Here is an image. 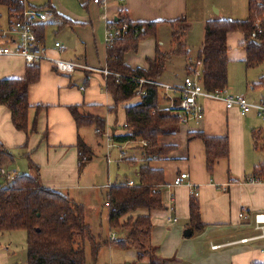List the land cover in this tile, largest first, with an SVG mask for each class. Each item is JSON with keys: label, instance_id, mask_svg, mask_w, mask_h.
I'll list each match as a JSON object with an SVG mask.
<instances>
[{"label": "crops", "instance_id": "0c3cea01", "mask_svg": "<svg viewBox=\"0 0 264 264\" xmlns=\"http://www.w3.org/2000/svg\"><path fill=\"white\" fill-rule=\"evenodd\" d=\"M199 2L200 0H195L192 3V17L201 15L204 35L205 24L208 20L233 18L227 17L228 11H223L221 7L214 8L213 12L209 3L205 2L202 5ZM92 3V0H86L83 4L87 10V15L84 18L90 23L89 26L92 30V32L88 28L82 30V40L85 42V47L80 52L83 55H80L76 49L71 50L70 48H73V46L70 45L69 47V42H67L68 48L65 49H63V45H61V49L56 47V43L59 42H56L54 47L47 45L46 27L45 41L43 43L39 41L40 49L45 52L47 59L39 64L40 80L31 86L29 90V103L31 106L29 128L32 129L33 122L36 119L37 134L28 135L26 132L16 130L12 123L11 112L9 109L0 106V142L13 155L12 157H6L0 163L1 179L4 182H6V179L12 181L17 175L27 173L24 169H21L22 173L15 171L13 168L15 157H23L26 160L28 170L27 159L31 160L39 169L40 180L44 187L66 194L85 207V217L89 225H91L93 216L99 214L102 216L104 208L108 209L107 219L109 225L108 201L103 207H94L87 203L89 201L87 198L91 196L88 193L91 188L90 180H92V177L97 178L99 171H101L102 177L97 178L100 180L106 176L107 169L94 162L95 149H93L91 142L87 143L86 137L83 135L82 130L85 127L77 128L70 108L80 106L83 113L107 120L106 128L100 133H97V129L94 127V132L98 138L104 139L107 136V165L112 163L110 151L113 148H119L121 155H119L118 163L131 164L128 161L134 160L136 163L131 165L136 167L138 160L133 157L136 155V150L140 149L144 159L142 165L149 163L151 167L163 170L165 173L166 184L161 186L160 190H166V188L168 190V192L166 191L167 196L163 200L166 209L153 212L138 211L124 217L121 220L120 228L112 230L109 226L110 239L112 235H116L118 240L126 237L129 229L124 226L129 218L135 219L139 216L150 215L154 226L151 237L144 240V242L146 246H151L155 250V254L161 260L172 264L264 263V238L254 239L261 235L254 218L256 214L264 212V182L251 177L255 169L264 164V128L255 123V118H260L256 109H253L247 115H242L237 107L228 109L222 101L202 98L199 101L205 109L204 118L199 122L189 120L187 123L182 124L179 131L173 136L160 137L158 140L160 145L174 146V150L167 156H160L156 160L152 158L149 162L144 157L142 149L137 147H141L138 142L117 143L113 140V136L125 133H120L119 129L111 127L113 115L115 114L109 110L114 108L115 103L112 95L104 90L107 78L104 71L108 70L107 51L108 47L111 46L106 41L109 24H114L122 12L127 13L130 20L135 23H159L155 36L141 41L138 51L128 52L124 58L125 64L132 69L142 68L148 70V60L153 61L155 59L157 47L160 48L163 54L171 55L167 64L174 57L172 55L174 46L172 51H164L165 42H168V39H164L162 34L166 33L164 31L166 27L171 32V43L173 45V29L169 22L183 17L188 19L185 43L187 47L189 46L188 41L190 38L188 37H190L189 33L193 27L192 17L190 18L191 1L108 0L107 3L98 5L99 7ZM32 5L45 9L47 7H42L36 0L33 1ZM50 6L60 16L58 18L55 15L53 20L54 24H58L59 30L71 27L76 34L80 31L75 28L79 24L78 22L59 13L52 4ZM48 7L47 9H49ZM65 21H67V24ZM47 24L45 25L47 26ZM11 30H13V27L9 24V18L7 25L0 24V46L6 47V45L12 44L11 48L15 50L16 35ZM178 30H180L179 27ZM100 32L101 35H99ZM232 36V34L229 36L228 44ZM11 37L12 40L9 39ZM242 41L243 37L240 35L238 42ZM230 57L233 58L231 60L238 57L244 64L245 52L242 49L236 57L232 55ZM197 58L198 56L191 62L195 63ZM54 59L73 63L77 66V69L70 75L59 73L52 66L51 61ZM188 65V62H183L181 67L182 69L185 68V77L181 83H174L172 86L182 87L188 76ZM27 66L28 64L21 56H0V80L23 78ZM246 70L251 69L246 68ZM163 77L164 74L158 83L168 85L161 83ZM231 81L229 74V82ZM247 86L246 89L240 90L236 94L229 92V88L226 90L232 95L246 97L253 106L264 103V91L260 89L261 95L259 98L261 101L253 102L248 98V94L250 95L249 83ZM252 90L255 91L253 87ZM164 93L166 94L163 91L162 95ZM166 96L170 104L168 107L159 104L161 110H171L180 102L179 96L170 97L168 94ZM139 98L136 103L133 102V99L119 106L115 116L118 118L119 112L125 113L122 109L123 106L126 111L127 106L138 104L141 101L140 96ZM106 129L113 130V135H109ZM125 129L127 130L126 124ZM197 133H203L211 138H227L228 140L229 156L227 159L223 158L217 161L212 173L209 172L207 167L205 144L200 139H190L191 134ZM79 137L92 151V159L82 168L79 161ZM108 138H111V141ZM24 160L19 163V166H23ZM142 165H138L137 182L126 179L115 184L109 182L102 187H97V189L101 191L108 189V200V194L111 190L110 185L113 187L121 183L137 184L139 182V169ZM35 166L32 165V168L28 171L29 174H36ZM182 173L189 174V179L181 186H173L176 177ZM86 179H88L87 182H85ZM82 192H84L83 198ZM192 196H195L199 201L201 220L205 228L194 235H187V232L190 231L188 225ZM166 220H168L169 225H167ZM174 220H177V222ZM121 234L125 235L122 236ZM245 239L247 241H243ZM214 246H219V248L213 249ZM9 252L7 246L3 247L0 244V264H27V260L26 262H13Z\"/></svg>", "mask_w": 264, "mask_h": 264}, {"label": "trees", "instance_id": "16d2710c", "mask_svg": "<svg viewBox=\"0 0 264 264\" xmlns=\"http://www.w3.org/2000/svg\"><path fill=\"white\" fill-rule=\"evenodd\" d=\"M25 0H0V6L8 10L10 26L19 20L24 11ZM48 7V6H47ZM46 7V9H47ZM58 18L60 16L49 5ZM46 10L45 8H39ZM67 24V21H65ZM158 22H132L127 13H120L114 26L127 25L124 37L115 40L108 47L107 69L111 74L106 78L105 89L114 99L117 115L119 106L137 97L141 101L126 107L127 132L113 136L117 143L138 142L141 144L144 157L149 162L154 157L167 156L174 146H162L158 140L162 136H173L181 122L182 109L176 104L171 110L159 109V86L145 83L142 89L145 96L139 94V80L145 79L158 83L163 76L167 61L171 55L163 54L159 47L155 59L148 60L149 69H132L125 64L128 52H137L141 41L154 37ZM188 19L169 22L173 29V43L176 45L172 55L187 58V77L196 76L205 92L226 90L229 85V36L239 33L243 37V60L247 69L263 67V75L253 89L264 91V0H248V17L245 20H208L205 24V35L202 49L197 61H189V50L182 35H185ZM45 24L36 29L38 41H45ZM178 27L180 30H178ZM39 65H28L23 78L0 80V106L12 114V123L16 130L29 134V90L40 80ZM180 101V99H179ZM77 128L95 127L104 130L107 120L81 111L80 106L70 108ZM36 130V121L31 133ZM190 139H200L205 144L207 167L213 172L217 161L229 156L227 138H211L203 133L191 134ZM146 142L147 145H142ZM79 161L82 168L92 159V151L81 137L78 139ZM6 157H12L8 149L0 142V163ZM86 157L87 160L83 158ZM131 164L136 161L129 160ZM36 174H19L12 181L0 186V233L25 231L27 234V264H89L86 254V243H91L94 263L101 247L93 235L91 226L85 217V207L78 204L68 195L43 186L37 166ZM253 179L264 182V164L253 172ZM165 173L155 169L149 163L139 169V182L133 186L121 183L111 187L108 194L109 226L112 230L121 227V220L138 211H162L165 208L161 186L165 185ZM188 228L191 234L204 230L201 220L200 204L195 196L190 200ZM129 229L123 240H116L115 245L122 250L133 249L138 262L148 259V264H172L152 255L155 250L146 246L144 240L151 237L153 222L150 215L129 218L125 226ZM80 243V244H79ZM114 244V243H113ZM155 253V252H154ZM253 264H264L255 262Z\"/></svg>", "mask_w": 264, "mask_h": 264}, {"label": "rangeland", "instance_id": "374dc122", "mask_svg": "<svg viewBox=\"0 0 264 264\" xmlns=\"http://www.w3.org/2000/svg\"><path fill=\"white\" fill-rule=\"evenodd\" d=\"M191 1L190 4V13L192 17V11H193V5L192 3L195 0H189ZM36 2L41 5L42 7L49 6L52 4L56 10L74 21L78 22L79 24L76 25L75 28H78L80 31L76 34L72 31L71 27H66L65 29L59 30L58 24H54L55 22L48 23L46 26V42L47 45L55 46L56 42L61 43L63 45V49L68 48L67 42H69L70 45L73 46L72 49H76L79 51L80 55H83L81 50L85 47V42L82 40V30L89 29L90 32H92L91 27L89 26L90 23L86 21L84 18L87 15V10L84 8L83 4L86 2V0H36ZM209 3V5L212 7V10L214 12V8L221 7L223 11H228L227 17H233L230 18L232 20L237 19H247V9H248V0H200V4L202 3ZM93 4V3H92ZM99 7L98 5H95ZM195 13V12H194ZM201 15L192 17V23L193 27L191 28V31L189 33L188 38H190L188 50H189V61L194 60L198 56V52L200 51V48L203 44L204 40V26L203 21H201ZM86 22L87 24L85 25ZM0 24L1 25H7L8 24V11L5 7L0 6ZM166 33L164 32L162 36L164 39H168V42H165L164 51L170 52L173 49L174 51L176 48V45L171 43V32L166 27ZM102 33L100 32L99 35ZM233 36L230 40V52L229 55L236 57L238 53L242 51V42H238V37L240 36L239 33H233ZM17 38V36H16ZM182 38L187 39L186 35H182ZM83 43V44H81ZM172 61H170L167 64V70L164 73V77L162 78L161 83H166L168 85H174V83H181L185 77V68L182 69L181 65L186 62H188L187 58L184 56L179 55H173ZM230 59L229 64V74L231 76L232 81L229 82L228 88L229 92H232L236 94V92H239L240 90L246 89L247 84L249 83V91L250 95L248 94V98L252 100L253 102H258L260 100L261 90L259 88L255 89V91L252 90V87L254 86V83L258 82V79L260 75H263V67H256L251 70H246V67L241 62V60L236 57L235 60ZM191 64H193L191 62ZM180 65V67H179ZM54 71V70H53ZM55 72V71H54ZM197 74V73H196ZM177 76V77H176ZM195 77V75L193 76ZM248 88V86H247ZM104 90L106 91L105 87ZM159 104L163 105L165 107H168L170 104L169 99L167 98L166 94L163 93L166 92L164 89H159ZM139 98V97H138ZM135 98L134 103L138 102L139 99ZM40 108V106H39ZM122 109L125 112L124 106ZM39 113V112H37ZM119 116L113 115V123L111 124V127L114 129H119L120 133H126L125 124H126V113H118ZM123 117V120L121 121ZM36 119L34 120V122ZM118 121V122H117ZM33 122V124H34ZM255 123L257 125L262 126L264 128V124L262 120L258 117L255 118ZM117 126V127H116ZM33 128V126H32ZM38 126L36 122V130L31 133L32 129L29 128V134H37ZM94 127H85L84 130H82L83 135L86 137V141L91 142L93 145V149H95V161L96 164L102 166L103 168L107 169L106 176L98 180L101 176V171H99L98 179L96 177H92V180H90L89 183H91V188L89 189L88 193L91 195L89 198H87L89 201L88 204H91L94 207H103L104 204L108 201L107 200V192L108 189L98 190L97 187H102L105 184H108L109 182L111 184L118 183L120 181L124 180H134L138 181L137 172H138V165H142L144 159L142 158L141 151L138 148H141L137 146L138 150H136V155L133 158H136L138 160V164H136V167L134 165L128 164L126 162L124 163H118L120 149L119 148H113L110 151L112 163L110 165H107V136L104 139H100L96 136V133L94 132ZM106 132L109 133V135H113V130L109 131L106 129ZM99 139V140H98ZM13 156V155H12ZM15 157V155H14ZM15 166L13 168L17 173H22L21 169H24L27 171V173H23V175H29L30 169L32 168V165L35 166V164L30 160L27 159L29 170L26 164V160L23 159V157H15ZM24 160L23 166H19V163ZM18 163V164H17ZM32 163V165H31ZM88 179L85 180L87 182ZM5 182L0 177V186L4 185ZM166 190H161L163 200H165L167 193ZM84 197V192H82V198ZM164 203V201H163ZM165 204V203H164ZM166 208V206H165ZM165 210V209H164ZM108 209L104 208L102 216L95 215L92 217L91 220V230L93 235L96 237L97 241L101 243L103 246L100 249L99 256L97 258L96 263L97 264H148L149 261L146 259L144 262L140 263L137 260L136 252L133 249L128 250H122L119 247L115 245L117 242L116 240H112L109 238L110 234V228L108 225V219H107ZM175 218V217H174ZM167 225L168 220H166ZM154 226V225H153ZM6 234V235H3ZM0 233V244L5 247L7 246L9 248V255L12 256L13 262H19L23 261L26 262L27 260V234L25 231H14L11 233ZM124 236L125 234H121ZM118 236V235H117ZM119 237V236H118ZM125 238V237H124ZM123 237L120 240L124 239ZM118 240V239H117ZM114 243V244H113ZM80 244V243H79ZM214 249V248H213ZM218 249V248H217ZM155 252V251H154ZM152 252V255L156 258L157 255ZM86 254H87V261L89 264L94 263V257L92 252V245L91 243H86Z\"/></svg>", "mask_w": 264, "mask_h": 264}, {"label": "built area", "instance_id": "2783aa9c", "mask_svg": "<svg viewBox=\"0 0 264 264\" xmlns=\"http://www.w3.org/2000/svg\"><path fill=\"white\" fill-rule=\"evenodd\" d=\"M35 0H25L24 2V11L19 20L15 21L13 24V32L17 38H15L16 49L12 50L11 45H6V47L0 46V56H11L17 55L21 56L28 65H39L43 60L47 59L46 54L43 50L40 49L39 41L36 35V29L41 24H47L52 22L55 19V14L49 10H40L38 7L32 5ZM108 0H92L96 5H103L107 3ZM128 30L127 25H122L119 27L109 24L106 34V41L109 45L119 39L124 37L125 33ZM12 40L13 38H9ZM56 47L61 49L62 46L60 43H56ZM52 66L59 73L70 75L73 74L77 66L70 62H65L62 60L54 59L51 61ZM104 74L108 76L111 74L108 70L104 71ZM197 75L195 77H187L184 80L182 87L170 86L160 83H154L147 81L145 79L139 80V94L142 96L146 95V92L142 89V85L145 83L154 84L166 91V94L171 96H179L180 102L179 107L182 109L181 113V122L183 124L187 123L189 120L201 121L204 118V107L200 103V99L207 98L217 101H222L228 109L239 108L242 115L249 114L253 109H256L260 119L264 122V103L258 106L251 105L246 97L239 95H232L227 90H218L216 92H205L201 84L197 80ZM100 133V130L96 131ZM111 141V138H108ZM142 145H147L146 142H142ZM87 160L86 157L83 158ZM156 160L157 157H154ZM189 179V174L182 173L177 176L173 186H181L186 180ZM133 186V183H129ZM112 187L111 185L109 186ZM242 216V215H241ZM255 223L257 229L261 231V235L254 238H264V212L256 214ZM177 222V220H174ZM112 240H117L116 235L111 236ZM243 241H247L246 239ZM219 248V246H214V249Z\"/></svg>", "mask_w": 264, "mask_h": 264}, {"label": "water", "instance_id": "95a60500", "mask_svg": "<svg viewBox=\"0 0 264 264\" xmlns=\"http://www.w3.org/2000/svg\"><path fill=\"white\" fill-rule=\"evenodd\" d=\"M190 234H191V232H190V231H188V232H187V235H190Z\"/></svg>", "mask_w": 264, "mask_h": 264}]
</instances>
